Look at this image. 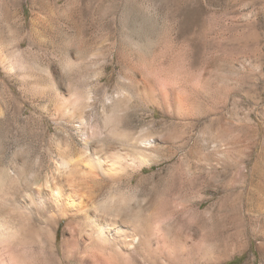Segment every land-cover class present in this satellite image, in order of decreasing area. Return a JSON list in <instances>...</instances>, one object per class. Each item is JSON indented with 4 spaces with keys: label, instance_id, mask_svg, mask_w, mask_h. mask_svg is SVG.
I'll list each match as a JSON object with an SVG mask.
<instances>
[{
    "label": "rangeland",
    "instance_id": "1",
    "mask_svg": "<svg viewBox=\"0 0 264 264\" xmlns=\"http://www.w3.org/2000/svg\"><path fill=\"white\" fill-rule=\"evenodd\" d=\"M112 48L129 77L136 70L140 78L155 55L160 90L170 79L188 97L187 111L176 103L156 113L164 133L188 142L193 164L202 147L206 155L207 215L176 228L181 262L264 264V0H0L2 96L28 71L45 88L50 80L35 67L45 64L67 86L83 88ZM105 73L112 92L122 71L111 64ZM12 111L0 123L5 157L26 145L36 154L43 136L32 109ZM182 156L180 149V164ZM32 258L45 264L42 254Z\"/></svg>",
    "mask_w": 264,
    "mask_h": 264
},
{
    "label": "bare ground",
    "instance_id": "2",
    "mask_svg": "<svg viewBox=\"0 0 264 264\" xmlns=\"http://www.w3.org/2000/svg\"><path fill=\"white\" fill-rule=\"evenodd\" d=\"M110 51L83 88L67 86L45 64L35 66L50 80L45 88L28 71L0 95V123L12 109L16 116L32 109L43 136L36 154L26 145L7 158L0 140V264H42L31 261L35 253L45 264H183L175 230L207 215L206 155L202 147L193 164L188 142L164 133L156 113L176 103L187 111L188 97L170 79L160 90L155 55L137 78ZM111 64L122 74L109 92Z\"/></svg>",
    "mask_w": 264,
    "mask_h": 264
},
{
    "label": "trees",
    "instance_id": "3",
    "mask_svg": "<svg viewBox=\"0 0 264 264\" xmlns=\"http://www.w3.org/2000/svg\"><path fill=\"white\" fill-rule=\"evenodd\" d=\"M234 262H235V259L230 261V262H228V263H226V264H233Z\"/></svg>",
    "mask_w": 264,
    "mask_h": 264
}]
</instances>
